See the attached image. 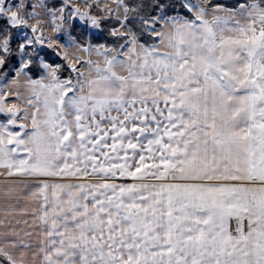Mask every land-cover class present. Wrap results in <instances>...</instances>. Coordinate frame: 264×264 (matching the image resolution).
I'll return each mask as SVG.
<instances>
[{
  "label": "snow or ice",
  "instance_id": "snow-or-ice-1",
  "mask_svg": "<svg viewBox=\"0 0 264 264\" xmlns=\"http://www.w3.org/2000/svg\"><path fill=\"white\" fill-rule=\"evenodd\" d=\"M0 264H264V0H0Z\"/></svg>",
  "mask_w": 264,
  "mask_h": 264
}]
</instances>
